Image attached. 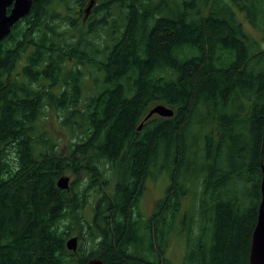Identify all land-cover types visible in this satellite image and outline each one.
<instances>
[{
	"label": "trees",
	"instance_id": "1",
	"mask_svg": "<svg viewBox=\"0 0 264 264\" xmlns=\"http://www.w3.org/2000/svg\"><path fill=\"white\" fill-rule=\"evenodd\" d=\"M94 1L87 15L91 0H34L0 41V264H173L179 232L183 264H250L264 0ZM159 103L174 115L144 120ZM162 172L165 193L145 214L148 180Z\"/></svg>",
	"mask_w": 264,
	"mask_h": 264
},
{
	"label": "water",
	"instance_id": "2",
	"mask_svg": "<svg viewBox=\"0 0 264 264\" xmlns=\"http://www.w3.org/2000/svg\"><path fill=\"white\" fill-rule=\"evenodd\" d=\"M34 0H0V41L6 38L12 31L14 25L23 17L30 13ZM94 0H91L87 7V15L90 14ZM175 113L174 109L166 104H156L145 116L144 120L149 119L154 114L163 117H171ZM143 122L139 126L141 129ZM262 183H261V201L259 204L257 222L252 234V244L250 253V264H264V164L262 166ZM57 185L61 189L70 187V177L61 176ZM67 248L76 252L78 250V237L72 236L66 241ZM87 264H104L101 258H91Z\"/></svg>",
	"mask_w": 264,
	"mask_h": 264
},
{
	"label": "rangeland",
	"instance_id": "3",
	"mask_svg": "<svg viewBox=\"0 0 264 264\" xmlns=\"http://www.w3.org/2000/svg\"><path fill=\"white\" fill-rule=\"evenodd\" d=\"M245 29L250 32L253 36L258 39L262 37L261 32H259L256 28L251 26L250 24H245ZM46 119V127L51 133L54 140H58L60 143V149H64L67 151V146L69 143V132L68 129L62 125L61 117L53 110H49ZM67 173L66 175H68ZM71 180H74V176L69 174ZM165 176V174L158 173L155 176H152L147 183V191L143 198L142 202V210L145 214H150L154 206L156 204L157 199L162 197L165 193L167 183H169V177ZM235 189V188H234ZM196 205L194 194L188 192L186 195L185 202L183 204V209L186 213L190 212L193 206ZM199 208V207H198ZM86 215L91 217V210L88 209L86 211ZM181 235V236H180ZM87 247V246H86ZM186 248V240L185 237L182 236V233L179 232V235L175 236L171 242V245L168 249V255L172 260L173 264H183V256L185 254Z\"/></svg>",
	"mask_w": 264,
	"mask_h": 264
}]
</instances>
